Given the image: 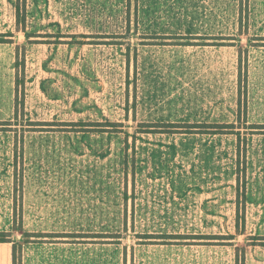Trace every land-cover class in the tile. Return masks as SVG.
Instances as JSON below:
<instances>
[{
    "label": "rangeland",
    "instance_id": "1",
    "mask_svg": "<svg viewBox=\"0 0 264 264\" xmlns=\"http://www.w3.org/2000/svg\"><path fill=\"white\" fill-rule=\"evenodd\" d=\"M261 1L0 0L4 236L264 264Z\"/></svg>",
    "mask_w": 264,
    "mask_h": 264
},
{
    "label": "crops",
    "instance_id": "2",
    "mask_svg": "<svg viewBox=\"0 0 264 264\" xmlns=\"http://www.w3.org/2000/svg\"><path fill=\"white\" fill-rule=\"evenodd\" d=\"M264 3V1H261ZM3 233V208L0 195V234ZM69 243L60 238H32L30 241L9 239L0 241V264H13V251L20 249V264H82L81 259L71 255L77 248H68ZM102 245H109L102 243Z\"/></svg>",
    "mask_w": 264,
    "mask_h": 264
},
{
    "label": "trees",
    "instance_id": "3",
    "mask_svg": "<svg viewBox=\"0 0 264 264\" xmlns=\"http://www.w3.org/2000/svg\"><path fill=\"white\" fill-rule=\"evenodd\" d=\"M19 10H20V8H19V5H17L16 6V11H17V17L19 18ZM2 40H0V42H1ZM9 239L8 238H6L5 236H4V234L3 233H1L0 234V241H8ZM13 264H19V258L17 257V255H16V250L14 249V251H13Z\"/></svg>",
    "mask_w": 264,
    "mask_h": 264
}]
</instances>
